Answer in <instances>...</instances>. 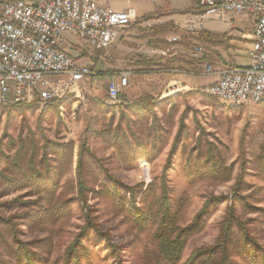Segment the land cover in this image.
Returning <instances> with one entry per match:
<instances>
[{
  "label": "rangeland",
  "instance_id": "1",
  "mask_svg": "<svg viewBox=\"0 0 264 264\" xmlns=\"http://www.w3.org/2000/svg\"><path fill=\"white\" fill-rule=\"evenodd\" d=\"M155 1L110 0L109 6L115 10H122L128 6L135 8L137 18L130 28L119 35L116 43L103 53H97L90 47H78L75 37L64 35L63 39L69 45L77 47L72 52L76 63L89 67L94 74L92 78L80 84L82 99L67 105L63 117L58 116L54 108L40 113L35 108L20 107L10 110L0 107L2 147L7 143L5 137L17 138L21 126H28L32 131L44 133L50 140L73 142L74 153L78 149L79 141L87 137L88 149L101 160L115 178L129 187L152 182L159 193V178L178 126L183 122L184 129L173 155L172 165L166 171V179L172 193L170 206L178 213L179 225L186 226L192 222L210 197L230 196L233 186L239 182L238 177L243 184L241 196L249 205L264 208V181L256 169L257 157L264 153V101L237 109H228L216 101L210 105L204 89L214 81V78L203 76L202 67L196 72H190L182 67L183 61L179 65H175L178 60L171 63L178 56L163 57L162 54L166 50L174 47L172 44L166 50H159L153 46L169 43L173 36L180 34L175 31L178 28L174 22L175 19L178 20V15L183 14L172 11L167 0ZM249 47L247 42H243L230 53L217 55L218 61L213 63L214 69L219 70L222 66H246ZM175 70L179 72H173ZM121 73L128 75V86L121 92L117 102H110L106 93L108 83ZM145 96L157 99L158 102L172 97L170 104L162 102L155 110L160 118L155 123L151 115H148L147 120L140 121L139 116L125 110L127 108L125 104L129 105ZM121 111L129 121L122 119V131L118 133L120 140L115 142L114 147L109 136L114 135ZM129 127L131 132L128 131ZM151 129H154V137L163 145L156 158L140 164L123 161L121 154L124 156L129 150L123 148L125 142L128 140L134 145L135 136L143 143L146 138L150 142L151 137L147 136ZM102 130L104 138L99 136ZM87 131L89 134L85 133ZM208 143L228 165H231V179L226 183L212 182L207 178L190 181L186 176L189 164L187 160L191 159V166L196 156L194 148H199L204 156ZM150 148L148 143L147 154L152 152ZM74 161L75 156L66 177L69 180H74ZM1 166L0 162V168ZM65 180L61 181V185ZM20 194L22 192L2 197L0 204L15 199ZM179 199H182V208L177 210ZM90 206L97 210V223L100 228L109 232L113 243L120 246L122 264H166L157 259L155 247L149 237L152 228L138 231L126 214L129 207H126L125 212L116 213L117 207L115 208L113 202L109 200L90 201ZM229 207L231 199L211 209L203 229L187 242L178 264H184L194 250L214 243L219 224ZM137 208L141 206L138 205ZM234 209L243 221L248 222L250 233L258 244L264 247V219L244 210L239 201L234 203ZM19 212L21 211L16 210L3 216ZM82 223L78 204L73 203L69 215L53 227L57 231L52 237L54 248L51 261L63 254ZM18 224L19 238L22 241L46 238L45 234L30 227L29 222L23 221ZM5 242L4 238L0 237V258L9 261L10 250ZM91 242L90 261L83 264H114L103 242L95 238H92ZM234 264L250 263L241 256H235Z\"/></svg>",
  "mask_w": 264,
  "mask_h": 264
},
{
  "label": "trees",
  "instance_id": "2",
  "mask_svg": "<svg viewBox=\"0 0 264 264\" xmlns=\"http://www.w3.org/2000/svg\"><path fill=\"white\" fill-rule=\"evenodd\" d=\"M175 31L180 33L179 35L184 39L185 36H192L180 30L175 29ZM199 36L198 39L203 45L214 47L218 44V37L209 34ZM153 46L159 50H166L171 45L166 42V44L161 43ZM74 50H76L74 47L69 49L71 56H73ZM160 59L162 60V58ZM173 61L175 60H172L171 63ZM120 95L121 93L118 98ZM205 97L210 105L216 102L220 103L210 96ZM171 101L172 97L158 102L157 99L145 96L129 105L125 104L127 107L125 110L139 116L140 121L147 120L148 115H151V119L155 123L160 119L155 110L162 102L170 104ZM73 102L74 99L69 96L64 100L51 101L44 106L34 99L21 106L0 105V107L10 110L20 107L35 108L40 113L54 108L58 116L63 117V114L66 113V106ZM220 104L224 106L222 103ZM172 110L173 108L170 109L171 112ZM112 117L113 115L110 119ZM122 119L129 121L123 111L119 114L114 135L109 136V133L107 135L111 137L113 146L120 140L118 133L122 131ZM128 129L131 132V128ZM183 129V122H180L159 178V193L152 182L147 185L140 184L129 187L115 178L101 163V160L88 149L87 137L79 141L75 153L73 142L50 140L44 133L32 131L28 126H21L16 139L5 137L7 143L4 147L1 145L2 140L0 142V162L2 164L0 168V198L17 192H22V194L0 204V237L4 238L6 246L10 250L9 261L0 258V264H83L90 261L92 238L105 244L107 254L113 259L114 264H122L120 246L113 243L109 232L100 228L97 223V210L94 206H90V201L100 202L101 200L113 202L115 208L117 207L116 213L125 212L126 207H129L126 214L138 231L152 228L149 237L155 247L157 259L166 264H178L187 242L203 229L211 209L228 199H231V207L228 208L219 224V231L214 243L194 250L184 264H234L235 256L245 258L250 264H264V247L259 245L250 233L248 222L243 221L235 212L234 203L241 202L244 210L255 213L262 219H264V208L249 205L241 196L240 190L243 184L239 177V182L237 181L233 186L230 196L210 197L192 222L186 226L179 225L178 213L173 211L170 206L172 193L166 179V171L172 165L173 155ZM153 131L154 129L149 130L147 136L151 137L150 142L146 138L143 143L138 136L134 137L136 141L134 145L127 140L123 148L129 150L126 155L121 154L123 161L140 164L155 159L163 145L157 137H154ZM103 132V130L99 132V136L102 138L105 137ZM85 133L89 134L88 131ZM148 143L151 146V155L146 152ZM207 147L204 156L199 148H194L196 156L191 166V159L187 160L189 164L186 176L190 181L207 178L212 182H228L232 174L231 165H228L209 143ZM74 156V180H69L66 177L72 167ZM256 162L257 173L264 181V153L259 154ZM63 179L66 180L61 185ZM73 203L78 204L83 223L66 246L63 254L51 261L54 248L52 237L57 231L53 227L69 215ZM138 205L141 208H137ZM180 208H182V199H179L177 204V210ZM16 210L21 212L3 216L5 213H12ZM23 221L29 222L30 227L45 234L46 238L22 241L19 238L18 223Z\"/></svg>",
  "mask_w": 264,
  "mask_h": 264
},
{
  "label": "built area",
  "instance_id": "3",
  "mask_svg": "<svg viewBox=\"0 0 264 264\" xmlns=\"http://www.w3.org/2000/svg\"><path fill=\"white\" fill-rule=\"evenodd\" d=\"M110 0H0V105L21 106L36 99L41 106L71 96L82 99L80 84L94 76L91 69L76 63L64 35L75 37L78 47L103 53L136 21L132 8L114 10ZM198 11L174 25L196 35L211 21L228 24L248 19L251 44L244 67L203 63V76L214 81L204 92L228 109L264 101V0H198ZM173 36L169 43H179ZM189 56L206 60L205 47L192 45ZM163 56H174V47ZM128 86V75L112 79L106 93L110 102Z\"/></svg>",
  "mask_w": 264,
  "mask_h": 264
},
{
  "label": "crops",
  "instance_id": "4",
  "mask_svg": "<svg viewBox=\"0 0 264 264\" xmlns=\"http://www.w3.org/2000/svg\"><path fill=\"white\" fill-rule=\"evenodd\" d=\"M159 1L162 0H158L155 2ZM167 2L170 4V9L172 11H175L176 13H183L182 15L177 16L178 20L175 19L174 24L179 22L185 15L194 14L198 11V0H167ZM126 8L134 9L137 18V11L135 8L131 6H128ZM201 34H209L211 36L218 37V44L214 47L209 45H203L198 39L200 37L199 35ZM251 34L252 24L251 21L248 19H233L228 24L217 21L207 22L204 24L202 30L196 35L185 36V39L182 38L180 35H175L179 36V42L181 43L174 45L175 55L169 57L173 58L178 56L174 60L180 59L181 61H183L182 67H184L185 71L196 72L200 67L203 68V63L205 62L216 63L218 61L217 55H224L225 53H230L232 49L238 47V45L243 42H247L250 45ZM196 44L206 48L208 53L206 60L193 59L189 56V48L192 45ZM180 60L176 61L177 64L175 65L181 64ZM173 72L178 73L179 71L175 70Z\"/></svg>",
  "mask_w": 264,
  "mask_h": 264
}]
</instances>
